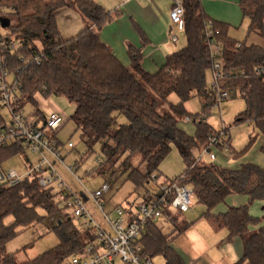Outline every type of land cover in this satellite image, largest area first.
<instances>
[{
  "label": "trees",
  "instance_id": "obj_1",
  "mask_svg": "<svg viewBox=\"0 0 264 264\" xmlns=\"http://www.w3.org/2000/svg\"><path fill=\"white\" fill-rule=\"evenodd\" d=\"M182 1L187 46L169 55L159 72L152 74L142 66L141 49L129 44L131 64L126 67L102 41L100 34L113 16L96 1L0 0L1 41L18 43L15 50L4 45L8 72L22 90L23 106L33 104V111L43 120L46 117L39 109L37 94L63 97L76 105L71 120L82 132L87 157L100 146L97 172L111 169L114 176L118 168L136 189L145 188L161 177L162 162L172 147H177L184 171L164 183L192 186L198 203L206 208L202 217L227 229L228 240H243V256L236 264H264V217L250 211L253 203L264 202V164L244 160L256 143L255 137L250 136L248 146L237 152L228 137L229 130L222 135L207 122L214 97L207 83L213 71L211 40L205 36L207 24L212 21L214 30L219 31L212 39L223 47L225 74L219 82L237 91L245 103L244 112L230 124L253 125L261 139L259 152L264 155V0H239L243 17L249 19L247 34L263 41L258 45L229 36L231 26L213 21L201 0ZM64 9L76 11L85 22L82 31L71 38H65L58 26V15ZM134 28L145 42V33L136 25ZM174 94L180 102L171 104L169 97ZM193 97L202 100L203 114L186 111L185 104ZM167 103L168 110H164L162 105ZM189 116L195 125L192 135L180 127ZM121 117L125 122L120 123ZM3 121L0 112V125ZM65 124L66 120L60 130ZM59 133L54 138L58 139ZM210 136L220 140L214 149L217 158L222 151H229L241 161L233 168L196 163L193 150H201ZM23 153L24 149L16 144L0 147V167ZM235 194L247 197V204L221 214L212 212ZM55 196L53 189L42 188L34 178L13 187L0 186V264H67L65 261L85 250L87 236L76 228L73 219L65 218L54 221L50 229L58 238L56 247L21 262L15 253L8 252L7 244L19 236L20 228L44 222L49 215H63ZM40 211L47 216H41ZM164 214L170 218V214ZM171 221L176 222V218L171 216ZM253 226L256 229L251 231ZM144 229L139 242L150 257H162L167 264H184L173 250L172 241L186 227L176 228L174 238L163 233L156 220L146 222Z\"/></svg>",
  "mask_w": 264,
  "mask_h": 264
},
{
  "label": "built area",
  "instance_id": "obj_2",
  "mask_svg": "<svg viewBox=\"0 0 264 264\" xmlns=\"http://www.w3.org/2000/svg\"><path fill=\"white\" fill-rule=\"evenodd\" d=\"M173 1L171 19L182 23L185 16L183 1ZM207 26L205 36L211 40L209 52L213 59L211 91L215 93L216 106H220L230 98V90L222 87L219 82L225 74L222 63L223 47L220 42L212 39L219 31L214 30L212 21ZM1 33L0 31V112L7 110L11 119H5L0 125V147L6 144L19 145L25 153H31L32 159L28 160V156L23 153V160L26 161L24 172H17L5 165L0 167V186L13 187L28 178H34L42 188L54 190L56 201L64 206L62 212H69L73 219L79 221L82 232L88 238L85 250L68 259L67 264H155L154 258L145 252L144 246L139 242L145 231V223L164 218V213H190L197 199L193 187L176 182H163L157 193L149 195L140 203L128 202L105 212L103 197L112 188L114 180L106 181L99 190L89 192L84 186V178L77 176L79 164L64 163L61 155L64 145H60V140L54 138L63 126L65 116L52 112L45 115L43 120L35 112H23V93L13 75L8 72V61L4 53V45L9 50H15L18 43L2 42ZM184 120L193 122L190 116ZM219 142L216 137L210 136L208 143L197 151L196 163H202L206 158L216 161L214 149ZM67 145L70 149L74 148L71 142ZM63 173L72 176L84 188L86 199L69 188ZM90 206H93L94 211Z\"/></svg>",
  "mask_w": 264,
  "mask_h": 264
},
{
  "label": "rangeland",
  "instance_id": "obj_3",
  "mask_svg": "<svg viewBox=\"0 0 264 264\" xmlns=\"http://www.w3.org/2000/svg\"><path fill=\"white\" fill-rule=\"evenodd\" d=\"M217 4L212 5L213 10L216 13L222 14L223 12L220 10ZM236 21L233 20V23H226L224 20H219L218 18L212 17L213 20L221 21L227 25L233 26L234 31H232V37L239 42L249 41L247 38V32L249 27V19L244 18L242 16V12L240 10L236 11ZM233 13V14H235ZM208 89L212 93L214 100L212 101V105L209 108V114L207 115V122L214 128L216 132H221L226 136V131L229 130L228 137L231 140V145L235 149V151L239 152L240 150L246 148L250 141V136L255 137L256 143L253 145L252 149L248 152V155L244 160H252L256 164L263 166L264 164V155L263 153L259 152L260 146V136L258 132L255 130L254 126L247 123L241 124L239 126H231L232 119L239 115L240 113L244 112L245 110V103L239 97V94L235 90L229 91V99L224 101L220 104V106H216L217 101L215 97V93L211 91V87L213 84V75L210 74L207 77ZM36 101L38 103L40 111L45 115H48L52 112H56L58 114H62L66 118L65 126L60 130L58 134V139L63 143L61 155L63 157L64 163L66 165H76L79 164V168L77 170V176L80 178H84L85 188L91 192L96 191L101 188L105 184L106 181L110 180V177L113 178L114 183L111 186L112 188L108 193L105 194L103 197L104 203V211H110L116 206H120L121 204L131 203L137 204L143 201L144 197H147L150 192H155L159 190L160 184L166 179H172L180 175L184 171V163L182 160V156H180L177 147L173 146L172 150L168 154V157L162 162L159 171L161 172V177L155 181L152 180L146 185L145 188H138L136 189L135 186L131 184V182L127 179V174L122 172L121 169L118 168L114 169L115 175H112L111 169H105L102 173L97 172L96 166L98 164L99 158V148L100 146H96L94 153H92L89 157L88 156V149L86 145L81 140V131L77 129L75 122L71 120V117L74 113L76 108L75 104L68 102L63 97H45L41 94L36 95ZM180 99L174 94L170 95L169 103L176 104L179 103ZM169 103L163 104L162 108L164 110H168ZM185 108L187 112L192 114H203L202 108V100L198 97H193L189 102L185 104ZM33 104L26 103L23 108V112L25 114H30L34 112ZM1 116L9 121L11 118L7 112V110L3 109L1 111ZM120 123L125 122V118L121 117L119 119ZM180 127H182L189 135L195 133V125L192 121H185L184 119L180 122ZM71 142L74 145V148H68L67 143ZM232 150V149H231ZM196 151H199L196 149ZM233 151V150H232ZM234 152V151H233ZM198 153V152H197ZM222 154H226L231 158L228 165L226 162L222 163L226 167L233 168L238 159L235 156L237 154H230L229 151H222L219 154L220 160ZM26 156H28V160L32 159V155L29 151H26ZM235 157V158H234ZM219 160V158H218ZM203 161L202 163H204ZM219 161L211 162L209 158L206 159L205 164H218ZM204 164V165H205ZM6 167L14 168L17 172H24L26 169V161L23 160V154H19L14 159L10 160V162L5 164ZM64 174L65 181L67 185H69L75 193H77L83 199H86V192L82 186L79 185L77 181L72 176L68 174ZM248 198L246 199L245 204H247ZM58 203V201H57ZM91 210L94 211L93 206H90ZM264 207V202L257 201L253 203L250 207L252 211L256 214V216L260 217L261 214L264 213L262 210ZM203 206L195 200V206L188 214L177 213L179 216H184L186 218H190L192 216H198L199 213L203 212ZM59 210L63 211L64 206L60 205L59 203ZM206 209L204 208V212ZM175 213V212H174ZM41 216H47L44 212L40 211ZM200 216V215H199ZM69 212L66 214L63 212V215L56 214V215H49L44 222L36 223L35 225L28 227V228H20L18 232L20 233L19 236L14 239L13 241L7 244L8 252L15 253L16 260L18 262L27 261L35 259L37 256L49 251L50 249L54 248L58 244V238L55 232L51 231V227L54 224V221L63 220L65 218H70ZM264 217V216H262ZM178 218V217H176ZM71 219H73L71 217ZM8 222H11V218H7ZM76 228L82 231V228L79 225V221L73 219ZM159 223V227L162 229L163 233H170V223L167 219L157 220V224ZM68 263V260L65 261ZM155 264H165L162 257H155L154 258ZM121 264V262H118ZM123 264V263H122Z\"/></svg>",
  "mask_w": 264,
  "mask_h": 264
},
{
  "label": "crops",
  "instance_id": "obj_4",
  "mask_svg": "<svg viewBox=\"0 0 264 264\" xmlns=\"http://www.w3.org/2000/svg\"><path fill=\"white\" fill-rule=\"evenodd\" d=\"M93 1L101 4L106 11L111 12L113 21L104 27L100 37L126 67H130L131 64V59L127 54V47L129 44L141 49L143 56L142 66L144 70L152 74L159 72V69L165 64L169 55L187 46L184 31L180 27L181 23L174 22L171 19V10L174 6L173 0ZM201 1L204 11H206L211 19L212 17H216L221 21L224 20L226 23H233V20L236 21L237 16L235 12L238 10L242 12L239 6V0ZM214 4H217L216 6L223 12L222 14L216 13V11L213 10L214 6H211ZM58 16L59 30H61L65 38H71L85 27V22L81 15L72 9L62 10ZM135 25L141 28L145 33V38L147 39L145 42L141 40L136 28H134ZM232 31H234L233 26H231L229 31V36L231 37ZM247 38L249 39L248 44H263L262 39L258 38L255 34H247ZM196 154L197 151L194 149L193 155L197 156ZM206 159L204 163H206ZM218 161V165H224L222 164L224 162L228 165L231 158L226 154H222L221 160L219 157V160L217 158L216 161L211 162L217 163ZM240 161L241 160L238 162ZM163 182L161 184H163ZM157 192L158 191L150 192L149 195H153ZM149 195H147V197ZM246 199L247 197L245 196L235 194L227 198L226 201L217 206L212 212L214 214L225 213L231 207L242 206ZM204 208L202 215L204 214ZM262 210L264 211V207H262ZM250 211L256 216L252 209H250ZM199 215L192 216L188 219L183 215L170 214V218L171 216L175 218L178 217L176 218V222H170V218L164 216L170 223L171 228V232L165 233L166 235H172L174 238L177 234V231L174 232L177 230L176 228L181 229L182 227H186V229L172 241V248L176 254L181 257L184 264H236L243 256V240L239 237L228 240L227 229L218 227L210 219L202 217L201 213H199ZM262 216H264V213L261 214L260 217ZM157 225L159 227V223ZM255 229L256 227L253 226L250 230L254 231ZM164 262L167 264L165 260Z\"/></svg>",
  "mask_w": 264,
  "mask_h": 264
},
{
  "label": "water",
  "instance_id": "obj_5",
  "mask_svg": "<svg viewBox=\"0 0 264 264\" xmlns=\"http://www.w3.org/2000/svg\"><path fill=\"white\" fill-rule=\"evenodd\" d=\"M180 27L183 29L182 23L180 24ZM59 223H61V222H59Z\"/></svg>",
  "mask_w": 264,
  "mask_h": 264
}]
</instances>
